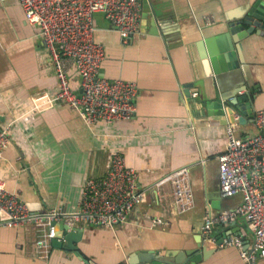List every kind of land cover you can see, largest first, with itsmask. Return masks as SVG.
Returning a JSON list of instances; mask_svg holds the SVG:
<instances>
[{
  "label": "crops",
  "instance_id": "1",
  "mask_svg": "<svg viewBox=\"0 0 264 264\" xmlns=\"http://www.w3.org/2000/svg\"><path fill=\"white\" fill-rule=\"evenodd\" d=\"M148 5L149 15L143 18L141 8L139 32L127 44L102 13L94 15V40L105 49L99 77L135 82L138 97L133 118L88 127L61 102L29 112L33 96L55 93L54 67L38 29L26 22L17 0H0V127L15 120L0 160V182L32 212L71 213L86 181L103 178L115 153L137 173V189L145 197L113 230L76 225L67 231L77 238L69 246L64 237L57 243L47 238L46 256L38 253L35 226L0 227V264H84L78 255L91 264H124L146 251L178 254L196 246L194 237L201 235L206 214L230 211L241 203L239 195L220 197L218 188L216 156L224 149L231 118L207 115L195 100L214 94L207 83L220 77V88L215 81L218 96L241 85L239 110L248 108L254 116L264 108V0H148ZM153 20L155 35L150 32ZM258 21L260 27L253 26ZM209 53L226 73L212 75ZM62 65L78 94L74 64L64 59ZM255 133L253 118L236 129L239 138ZM183 168L195 205L176 215L172 187L162 180ZM214 203L219 210L211 209ZM152 218L167 224L153 225ZM211 235L215 242L240 235L246 250L253 246L243 217L213 227ZM206 246L214 252L196 264H242L237 248Z\"/></svg>",
  "mask_w": 264,
  "mask_h": 264
},
{
  "label": "built area",
  "instance_id": "2",
  "mask_svg": "<svg viewBox=\"0 0 264 264\" xmlns=\"http://www.w3.org/2000/svg\"><path fill=\"white\" fill-rule=\"evenodd\" d=\"M17 2L26 22L38 29L56 77L55 93L33 96L29 112L45 111L61 102L74 109L88 127L98 122L113 124L135 116L137 84L99 77L105 49L94 40V15L102 13L118 32L122 44H127L129 37L139 32L142 0ZM64 59L70 60L79 74L80 96L69 86L62 65ZM14 122V119L10 120L0 127V160L10 141ZM253 124L256 133L239 138L236 136L238 116H233V120L225 125L224 149L216 156L220 197L239 195L241 203L230 211L206 214L201 226L205 245L215 247L218 243L212 238V228L243 217L253 236L252 249L248 251L244 248L240 235L223 238L218 244L220 248H237L242 264H257L258 259H264V108L255 111ZM136 180L137 173L127 168L122 158L113 153L104 177L86 181L79 206L71 213L60 210L32 212L0 182V227L35 226L40 232L36 242L38 253L46 256L49 251L46 239L55 237L56 223L63 222L70 229L76 225H92L111 230L124 223L133 208L145 201L143 193L137 189ZM162 183H169L172 187V204L176 215H183L194 208L187 169L169 174ZM150 222L158 226L167 224L157 218L150 219Z\"/></svg>",
  "mask_w": 264,
  "mask_h": 264
},
{
  "label": "water",
  "instance_id": "3",
  "mask_svg": "<svg viewBox=\"0 0 264 264\" xmlns=\"http://www.w3.org/2000/svg\"><path fill=\"white\" fill-rule=\"evenodd\" d=\"M142 17L145 18L150 13V8L148 5V0H142ZM251 13H248V18H251ZM236 23H233L235 25ZM255 27H260V21L252 23ZM264 24V21H263ZM151 34H157V27L155 26V21L153 20L151 22ZM264 29V25H263ZM248 31H252V29H249ZM210 61L212 65V75L218 76L222 73H226L224 68H222L220 65L221 63L218 62V57H212V55L209 53ZM100 75V74H99ZM220 77H217L216 79H212L208 81L207 85L214 87V94L207 96L203 99H196V105L199 106L201 109L206 112L207 115L213 116V117H224L226 115L230 116V121L233 120V115H238V124L244 125L247 123L248 119L253 118V113L248 108H241L240 110L237 107L239 103H241L242 100H244V97L237 95V93L240 91L241 85L234 89L231 94H227L225 97L218 96V92L216 93L215 89V81L218 86V88L221 87L220 85ZM226 79V78H225ZM205 84V83H204ZM78 96L81 95V90L77 94ZM225 102V103H224ZM240 112V113H238ZM235 113V114H234ZM238 113V114H237ZM211 209L219 210L220 205L217 203L211 205ZM235 224V223H234ZM56 234L53 238V243H57L58 239L64 237V240L67 242V246H69L70 241H73L77 239L75 236L68 233V230L70 229L68 226H66L63 222H59L55 224ZM222 239H219L217 243L219 244ZM194 243L196 246L194 248H183L180 253H170L166 252L164 256H160L159 253L146 251L143 253H139L136 255H131L128 260L124 264H152V262H157V264H196L203 260H206L208 256H210L214 250H208L207 246L204 244L203 239L199 232H196L194 237ZM217 244V246H218ZM80 259L83 260L84 264H91L88 260L84 259L82 256L78 255Z\"/></svg>",
  "mask_w": 264,
  "mask_h": 264
}]
</instances>
